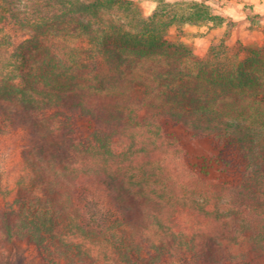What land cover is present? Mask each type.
Instances as JSON below:
<instances>
[{"label": "trees", "instance_id": "obj_1", "mask_svg": "<svg viewBox=\"0 0 264 264\" xmlns=\"http://www.w3.org/2000/svg\"><path fill=\"white\" fill-rule=\"evenodd\" d=\"M18 1L0 24L35 35L0 56V169L20 173L0 264L23 244L39 264H264V48L194 55L129 0ZM173 126L214 153L182 156Z\"/></svg>", "mask_w": 264, "mask_h": 264}, {"label": "rangeland", "instance_id": "obj_2", "mask_svg": "<svg viewBox=\"0 0 264 264\" xmlns=\"http://www.w3.org/2000/svg\"><path fill=\"white\" fill-rule=\"evenodd\" d=\"M28 0L18 1L22 4L26 3ZM134 1V3L137 5V7L143 12L142 10V3L146 0H129ZM189 0H180V3L182 4L181 7L178 9H182L183 11H187V5H189ZM217 1V0H216ZM225 1V0H220ZM29 2V1H28ZM165 2L160 3L159 10L165 9V15L163 18L160 19L164 21H168L173 16L176 17V21H173L170 25L163 28L162 32L165 33V35L172 39L177 41L178 43H181L189 52L193 53L194 55H198L200 57L205 56L208 52L204 54H198L195 50V46L193 42H191L196 36V34L200 33L201 25L200 27H188L186 26V14H180L177 10L176 6H171ZM150 7V5L148 6ZM205 10V9H204ZM144 13V12H143ZM177 13V14H176ZM145 14V13H144ZM146 15V14H145ZM184 15V16H182ZM181 17V18H180ZM260 17L256 14H250L249 21L247 23V27L249 30V35L244 37V39L240 40H233L230 37L231 30L233 29L234 23L231 21H221L218 19H214L213 26H209L210 24H206L211 32L215 28L221 29L220 31L216 30L214 32V39L212 40V44L210 47L214 46V50H218L220 52H223L225 50V46H223L226 43L227 45L231 46L233 49H238L239 45H243L246 47H254L256 45L264 48V25L260 21ZM48 34L49 37H53L54 33L56 31H49ZM35 33L32 28L30 27H15L13 25H2L0 24V56L3 57L2 51L5 49L11 52H16L18 49H21L23 44L26 41L29 40L31 42L32 38L34 37ZM213 35V36H214ZM228 35V36H227ZM27 42V43H29ZM210 50V49H209ZM208 50V51H209ZM5 61H8V57L5 58ZM97 61H94V63L91 65H95ZM99 64V63H97ZM128 80L119 81L116 84H113L108 92H110L111 97L118 98L122 95L124 98H132L131 90H128ZM122 93V94H121ZM172 133L176 135L178 138H180L181 142H178V145H180L181 149H185L182 153V156H187L186 153L189 154V158L194 161V157H204L207 153H214L215 147L210 138H201V139H195L192 141L190 136L180 127V126H173L170 128ZM180 143V144H179ZM11 142L5 143L4 145V158L10 160L13 155H11ZM200 163H203V160L199 159ZM19 169L18 167H12V170L9 172L3 171L0 169V189L3 191H8V187L16 188V182L19 178ZM0 190V191H1ZM9 192V191H8ZM15 192V189H12L11 192H9V195H12V193ZM8 194V193H7ZM1 201V198H0ZM184 215L187 217V214L184 213ZM20 252L22 255H24L27 259L24 264H39L40 259L36 252V250L28 246L27 244H23L20 247ZM65 264V262H63Z\"/></svg>", "mask_w": 264, "mask_h": 264}, {"label": "crops", "instance_id": "obj_3", "mask_svg": "<svg viewBox=\"0 0 264 264\" xmlns=\"http://www.w3.org/2000/svg\"><path fill=\"white\" fill-rule=\"evenodd\" d=\"M162 2L171 6H176L180 14H186V26L196 28L203 25L200 33L196 34L191 41L193 42L195 50L198 54L208 52L212 44V40L215 37L214 32H216V30H221L219 28H215L209 32L210 29L206 24L213 26L215 17L221 18L223 21H231L234 23L233 29L230 33V37L233 40H242L244 37L249 35L247 23L249 21L250 14L258 15L261 19V23L264 25V0H189L187 11L178 9L182 6L180 0H146L142 3V10L146 15H152L159 9L160 3ZM149 5L150 7H148ZM196 5H200L205 8L208 15L201 18L198 22L188 19L189 16L196 13Z\"/></svg>", "mask_w": 264, "mask_h": 264}]
</instances>
